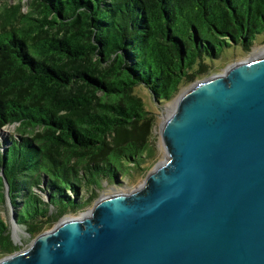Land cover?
Listing matches in <instances>:
<instances>
[{
  "label": "trees",
  "instance_id": "1",
  "mask_svg": "<svg viewBox=\"0 0 264 264\" xmlns=\"http://www.w3.org/2000/svg\"><path fill=\"white\" fill-rule=\"evenodd\" d=\"M261 38L264 0H0V130L18 136L0 148V173L18 224L36 238L92 205L95 191H80L144 177L154 105ZM41 184L48 202L32 191ZM3 188L0 175V205ZM17 250L0 212V255Z\"/></svg>",
  "mask_w": 264,
  "mask_h": 264
},
{
  "label": "water",
  "instance_id": "2",
  "mask_svg": "<svg viewBox=\"0 0 264 264\" xmlns=\"http://www.w3.org/2000/svg\"><path fill=\"white\" fill-rule=\"evenodd\" d=\"M161 137L167 159L141 189L0 264H264V57L193 83Z\"/></svg>",
  "mask_w": 264,
  "mask_h": 264
},
{
  "label": "rangeland",
  "instance_id": "3",
  "mask_svg": "<svg viewBox=\"0 0 264 264\" xmlns=\"http://www.w3.org/2000/svg\"><path fill=\"white\" fill-rule=\"evenodd\" d=\"M25 8L27 7V2H25ZM264 49V38H261L258 42H255L253 46L247 51L240 50V49H226L222 53V57L218 58L215 62H209V68L210 72L207 76H203L199 80H203L209 77H212L214 75H220L224 74L229 67L232 65L238 64L243 61H249L253 60L257 57H264V53L261 55V50ZM191 86V85H190ZM190 86L184 87L177 97L171 101L166 102L165 104H155L153 111L157 113V126L155 128L154 132V139H153V145L157 150V160L151 164L150 169L148 170L147 174L144 177H137V179H130L128 177H119L114 182L111 181H105L102 183L101 188H92L94 190H90L89 194H87L85 191L81 192L79 194V198L86 201L90 195H92L95 191L97 194L96 199L93 201L92 205L88 208L81 209L80 211L65 214L63 217L59 219V221L53 225L50 226L46 231L52 230L63 218L65 217H74V218H81L85 215L90 214L91 210L93 209L94 205L98 200H100L103 197L114 195V194H132L139 189H141L145 183V180L149 173H151L156 166L163 163L167 159V153L163 144V140L161 137V125L163 122L170 117L173 114V110L175 108V103L179 96L185 92ZM141 94L146 99H150V96L146 94V92L141 91ZM17 126L11 125L3 128V131L0 132V148L5 149L10 144V140L12 137H15L17 139ZM2 173V172H1ZM96 189V190H95ZM7 187L4 183V188L2 190V193L4 195L3 202L0 205V212L2 215V218L4 219V222L6 223L8 227V231L11 235V238L14 242L15 247L18 248V250L15 253L26 251L28 250L31 245L33 244L35 237L30 236V234L27 232L25 226L20 225L17 223V209L15 205L12 202L11 196H8L7 193ZM32 191L34 194L39 196L40 198H43L45 202L49 201V190H46L45 185H38L36 187L32 188ZM70 195V193H68ZM84 197V198H83ZM22 201V199H19V203ZM15 227H18L19 230H22L19 233V238H16V234L14 233ZM18 230V231H19ZM12 253V254H15ZM12 254L7 255H0V260L5 258L6 256H10Z\"/></svg>",
  "mask_w": 264,
  "mask_h": 264
},
{
  "label": "bare ground",
  "instance_id": "4",
  "mask_svg": "<svg viewBox=\"0 0 264 264\" xmlns=\"http://www.w3.org/2000/svg\"><path fill=\"white\" fill-rule=\"evenodd\" d=\"M261 52V55H262V53H264V49L263 50H261L260 51ZM261 58V57H260ZM255 59H258V55H257V57L255 58ZM254 60V59H253ZM175 106H176V103H175ZM175 109V108H174ZM174 111V110H173ZM91 213H92V210H91V212H90V214H88V215H85L84 217H81V218H77L76 217V219H84V218H86V217H88V216H90L91 215ZM18 229V227H15V229H14V233L16 234V238H19V233L22 231V230H19Z\"/></svg>",
  "mask_w": 264,
  "mask_h": 264
}]
</instances>
